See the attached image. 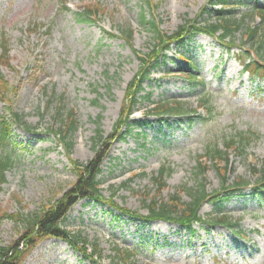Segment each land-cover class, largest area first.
<instances>
[{
  "label": "rangeland",
  "instance_id": "rangeland-1",
  "mask_svg": "<svg viewBox=\"0 0 264 264\" xmlns=\"http://www.w3.org/2000/svg\"><path fill=\"white\" fill-rule=\"evenodd\" d=\"M60 1L0 0V38L10 47V65H1V69L18 88L8 99L12 110L33 129L13 125L6 147L14 162L0 185V209L10 213L40 211L76 179L67 150L55 135L60 121L55 114L57 105L53 102L46 107L47 94L63 95L65 107L75 111L78 127L68 152L72 159L85 163L95 153L96 128L107 137L119 116L127 84L139 69L134 50L148 52L154 42L151 29L141 24L142 0H66L68 10ZM151 1L159 6L154 14L166 34L196 17L203 6L208 11L199 21L213 22L209 12L220 8L209 6V0ZM235 1L241 3L229 8L237 18L252 11V0ZM94 3L104 10L101 18L95 23L78 22L75 13ZM259 20L251 13L245 24ZM32 23L37 26L30 31ZM124 28L132 30L130 42L120 34ZM244 32L243 28L235 34L231 51L215 37L199 33L182 46L171 44L162 60L151 67L131 115L146 125L108 143L101 186L106 198L115 192L117 205L136 210L144 218L148 214L145 206L154 198L161 202L179 193L181 202H187L190 189H198L201 182L208 192L220 190L223 162L214 166L204 160L209 168L197 175L199 158L208 146L224 150L226 137L247 130L256 136L246 153L228 150L227 176L229 183L240 178L256 182L258 175L253 170L264 166V80L251 78L238 61ZM184 58L194 65L183 62ZM203 98L210 100L211 115L202 108L199 114H186L197 110ZM158 100L182 102L186 112L165 122L145 117ZM5 103L0 102V112L9 116ZM161 166L172 172L158 191L152 176ZM252 187L232 192L228 198L222 196L225 199L218 203L205 201L200 207L199 214L206 220L226 214L238 221L234 231L219 225L206 230L195 225L196 231L190 232L174 222L121 216L108 201L96 204L81 199L72 205L62 226L87 239L88 253L93 254L96 245L100 256L83 257L67 242L46 237L20 264H113L119 259L117 251L125 249L133 253V264H264V194L259 198ZM22 227L21 221H0V243L15 241Z\"/></svg>",
  "mask_w": 264,
  "mask_h": 264
},
{
  "label": "trees",
  "instance_id": "trees-1",
  "mask_svg": "<svg viewBox=\"0 0 264 264\" xmlns=\"http://www.w3.org/2000/svg\"><path fill=\"white\" fill-rule=\"evenodd\" d=\"M209 1V6L220 5V8H212L210 10L211 12H209L214 16L213 22L207 21L201 24L199 21V17L203 16L205 11H208V7L203 6L196 17L185 20L172 34H166L159 28V19L154 14V11L159 7L158 4L155 6L151 0H142L144 9L141 12V24L151 29L154 42L148 52L134 50L139 59V69L127 84L120 113L114 123L112 131L107 137L103 138L102 135H100L101 131L99 128H96L97 138L94 146V148L96 147L95 153L87 162L83 163L76 159H72L68 152L73 145L71 136L78 127L75 111L65 107L63 95L57 96L55 91H51L47 94L46 107L49 108L53 102L57 105L55 114L60 121L55 135H57L59 141L62 143L65 150H67L66 154L75 171L76 179L55 202L49 205H43L40 211L24 213L20 210L10 213L0 209V221L8 218L21 221L23 224L20 235L15 241L9 245L0 243V264H20L26 253L41 239L46 237H54L67 242L73 249L80 252L83 257L91 258L93 254L96 253L100 256V253L96 252V245H94L93 254L88 253L87 239L80 237L78 234H73L62 226L72 205L81 199H87L96 204H102L104 201H108L106 203L111 208L117 210L121 216L125 215L128 218H138L144 221L166 220L177 223L182 229L189 230L190 232L196 231L195 225H198L204 230H206L208 226L219 225L234 231L238 221L232 220V218L226 214H220L218 217L216 216L213 221L206 220L199 214L201 205L205 201L221 202L223 199L232 195V192H241L248 186H253V192L259 195V198L264 194V166L261 170H253V174L258 176L256 182L252 184L249 180L241 178L232 183L228 181V158L226 153L231 149L237 150L240 154L246 153L248 145L253 140V137L256 136V133L251 130L238 131L226 137L223 142L224 150L219 149L216 145L208 146L205 153L200 156L197 166V175H203L209 168L204 160L210 161L214 166H217V162H223V166L219 169L222 179V188L220 190L208 192L205 185L201 182L198 189H190V200L187 202H181L179 193L161 202L154 198L145 206L148 214L143 218L136 210L117 205L114 201L115 192L112 191L106 198L101 188L103 184L102 164L108 154V147L110 145L108 143L122 139L127 132H131L136 126L146 125L145 122L140 121V123L131 119V115L140 102V92L144 90V82L149 78L151 67L162 60L164 55H166L165 53L170 50L171 44L182 46L191 37L199 33H204L215 37L219 42L225 45L224 47L227 51H231L235 45V34L244 28L245 32L243 34L241 33L244 39L242 38V43L238 46L241 49L237 55L238 61L242 65L243 71L247 72L251 78L264 80V0L263 3H260L259 0H252V11L239 18L234 15L232 12L233 9L229 7L232 4L241 2L235 0ZM60 3L64 10L69 9L66 0H61ZM103 13L104 10H101L100 5L94 3L82 6L75 13V16L78 22L95 23L101 18ZM251 13L253 16L257 15V17H259V22L254 25L245 24V19ZM146 14H148V16ZM36 26V23L30 24V31ZM120 34L126 42L131 41L132 30L129 28L121 29ZM107 35H109V37L114 36L109 33ZM246 44L247 47L245 46ZM9 52L10 47L8 41L0 38V102L7 103L5 104L9 114V116H7V114L0 112V185L5 182L6 171L14 162L11 154L6 152L13 125L21 127L26 131H33L26 123L24 116L12 110L11 100L8 99L11 94L15 95L18 92L17 86L10 84L1 69V65H10ZM183 62H186V64L191 67L194 65V63L189 62L187 58H184ZM191 76L193 75L191 74ZM146 95L149 94L147 93ZM184 107L185 104H182V102L158 100L157 102H153L152 106L148 108L145 117L153 116L157 121L165 122L170 117L182 116L184 112H186ZM200 108L205 109L207 111L206 113L211 115L212 107L208 98L202 99L197 110L186 114L193 115V112L199 114L200 112L198 110ZM93 139H95V136ZM171 172L172 170L170 167L161 166L157 175L152 176L153 182L158 186V191L165 187V179ZM124 185L125 183L123 186ZM117 252L119 259L113 264H118V262L121 264H133L131 262V258L133 257L131 250L125 249L118 250Z\"/></svg>",
  "mask_w": 264,
  "mask_h": 264
}]
</instances>
